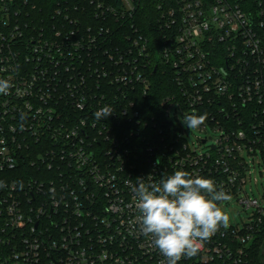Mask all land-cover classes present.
Instances as JSON below:
<instances>
[{"label": "built area", "instance_id": "obj_1", "mask_svg": "<svg viewBox=\"0 0 264 264\" xmlns=\"http://www.w3.org/2000/svg\"><path fill=\"white\" fill-rule=\"evenodd\" d=\"M83 1L0 0V264H166L136 223L131 186L176 171L212 179L230 197L220 208L252 210L177 264H253L264 204L246 184L256 164L264 175V0H155L149 35L132 22L143 0H87L94 28ZM159 66L167 93L143 103ZM105 105L113 113L96 120ZM192 114L214 135L190 142L172 115Z\"/></svg>", "mask_w": 264, "mask_h": 264}, {"label": "clouds", "instance_id": "obj_2", "mask_svg": "<svg viewBox=\"0 0 264 264\" xmlns=\"http://www.w3.org/2000/svg\"><path fill=\"white\" fill-rule=\"evenodd\" d=\"M9 88V81L0 80V93H6ZM112 113L111 107L105 105L93 115L96 120H102ZM206 118V114L187 115L183 124L188 129L198 128ZM137 181L131 186L139 211L136 223L167 258L166 264H177L183 257L196 255L221 225L228 224L229 218L217 202L230 197L217 190L212 179L193 178L186 171H176L159 184H146L141 178Z\"/></svg>", "mask_w": 264, "mask_h": 264}, {"label": "trees", "instance_id": "obj_3", "mask_svg": "<svg viewBox=\"0 0 264 264\" xmlns=\"http://www.w3.org/2000/svg\"><path fill=\"white\" fill-rule=\"evenodd\" d=\"M57 1L61 0H37V4L44 8V10H49L52 8ZM107 4L114 5L116 7H121V0H103ZM149 4L152 5V9L149 7L146 0L142 1V4L138 7V11L135 13L132 22L136 23L141 32L146 35H149L152 31V20L151 24L148 25V21L144 20L147 16V13L154 17L156 15V8L153 3L155 0H148ZM86 7L85 10V21L88 25H91L93 28L95 25H99L100 21L94 19V6L90 4L87 0L81 2ZM149 11V12H148ZM144 18V19H143ZM161 68L158 67V70L151 74L153 80V88L150 94V97L145 99L143 103H158L160 99L167 93V82L165 78L160 74ZM251 257L253 264H264V232L256 239L255 243L251 248Z\"/></svg>", "mask_w": 264, "mask_h": 264}, {"label": "rangeland", "instance_id": "obj_4", "mask_svg": "<svg viewBox=\"0 0 264 264\" xmlns=\"http://www.w3.org/2000/svg\"><path fill=\"white\" fill-rule=\"evenodd\" d=\"M146 1L148 4V8L150 7L152 9V5L149 4V1ZM144 20H154V17L147 13V16ZM172 118L175 127L181 129L183 133L188 137L190 142L194 141L195 143H197L205 137L214 135L210 129H207L206 131H201L198 128L188 129L183 124V118L181 116L178 120L175 119L173 115ZM211 143L212 141L208 140L207 144L210 145ZM201 147L204 146L201 145ZM255 161L258 163V158H255ZM260 171L261 170L259 165L256 164L254 174L251 178H249V181L246 184V191L250 196L259 199V201L264 204V175H262ZM254 178H256V180ZM221 209L229 218L228 224L238 225L239 227H241L243 223L249 219L252 213V210H245L236 199H231L228 204L223 203L221 205Z\"/></svg>", "mask_w": 264, "mask_h": 264}]
</instances>
